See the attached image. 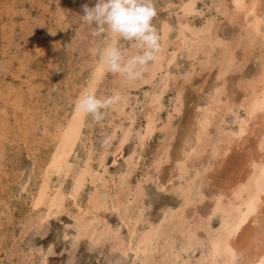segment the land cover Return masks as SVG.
<instances>
[{"label":"rangeland","instance_id":"1","mask_svg":"<svg viewBox=\"0 0 264 264\" xmlns=\"http://www.w3.org/2000/svg\"><path fill=\"white\" fill-rule=\"evenodd\" d=\"M185 1L187 0H154L156 14L152 23L157 34H159V47L162 44V25L164 23L168 24L170 30L165 42L169 54L180 41V24L188 23L192 28L199 29L207 22L212 21L215 24V36L225 42H228V40L230 42L238 34L239 30L237 31V29L239 27L238 25L236 26L237 23L235 21L232 23V20L231 22L228 21L224 15L219 14L217 11L218 8H222L223 6L230 9V0H197L194 5V12L183 15L181 13V6ZM95 2L96 0H59L58 5L56 0H0V123H6L2 125L5 129H0V264H140L139 259L134 257L135 255L132 251L130 253V251H124V249L120 250V247L115 248L116 240H113L115 238L110 234L111 237L103 235L100 238L101 240L98 239L99 242L97 241V244L94 238L91 239L88 236L76 238L77 227L73 221V215H76L78 213L77 209L81 207L83 211L85 210V213L88 212V214L102 220L105 228L107 225L113 233L116 232L117 237L124 244L129 243V240L132 244L134 242L133 248H135L134 245L137 237L143 232L151 230V228L161 229L157 230V235L159 236H164L170 232L171 238L164 245H162L163 243H161L162 241L158 237L150 243V247L147 250L152 258V262L149 264H175L173 259V255L175 254H179L182 260L186 262L185 264H195L201 258L200 255L205 249V245H198L183 252L178 235L167 229L170 228L167 225L168 222H162L164 218L170 216L169 211L171 214L175 213L182 204L180 194L176 190L177 186L183 185L185 183L184 179L188 180L189 177L192 178L193 173H195L193 170L196 167V171L200 173L197 180L201 181L200 179H202L199 191L204 195V199L203 203L201 202L202 204L192 202L185 208L187 219H190L189 221L191 222L194 217H197V214L203 216L207 213L211 205L209 203L211 202V196L209 195L213 194L215 189L224 185V182H231L237 176L236 172L242 171L240 168L242 160L249 153L251 155L259 153L254 147L256 140L254 133L259 128V120H255L254 122L257 125L251 126V130L254 133L250 132V135L248 132H245L242 138L236 140V144H240L239 146L232 144L230 150L222 157L216 156L212 158L208 155L210 151L207 150L204 152L205 154L200 155V159L199 156H196L198 157L195 158L196 160L193 159L194 157H190L187 162L190 167L189 172L183 177H178L176 169L177 161L183 160L181 157H184L185 153H191L190 151L193 148L194 133L192 131L196 129L193 124L196 122L197 106L204 107V104L207 105L210 102V96H212L215 86L221 84L220 79H215L217 72L215 56L220 51V47L215 44L211 51L212 65L208 67L202 66L205 56L201 52L191 55L186 49L180 48L173 55L174 61L172 59L168 68L158 72L153 79H150L151 81L148 80V83L144 82V84H140V78L130 82L120 76L104 71L105 73L103 72L98 81V86H96L94 93L98 96L112 95L113 91L118 90L117 87H119V82H121L122 78V84L124 83V88L126 87L120 92L122 97L119 102L120 104L123 103L121 104L123 107L122 113L120 116H115L116 109L114 108V104L107 110H103L102 117L99 120L94 119L89 114H85V126L83 125L80 139L72 150L73 155L71 153L72 156L70 155L68 158V164L73 170L83 166H79V164H84L86 161L88 163L91 162V166L89 165L93 174L91 176H94V179L96 178L97 180L100 178V175L103 178H100L99 184H97L98 182L95 184L102 189V193L105 195L106 208H101V211L95 212L96 214L89 212L91 204L89 203L90 195L88 194H91L94 190V185L90 182V179H86L79 189L75 202L71 200L70 196H67L72 186L71 172L70 174L68 172V178L66 175L65 177L60 176L61 178L59 179V176H56L57 174H53L51 177L53 189L60 184L59 182L62 183L61 189L65 194V198L62 203L61 212L58 211L48 217H41L44 212L43 205L35 208L32 206V199L38 180H40L42 171L48 163V158L51 156L55 146L53 142L51 143L48 140L47 135L52 136L57 122L64 121L70 117L73 102L69 101V99L75 97L74 91H78V89L88 82L87 80H89L92 74L94 64L99 60L98 54L94 50L102 48L105 43L106 38L104 36H93L91 34V27L80 19V16L84 14L83 5L88 4L89 7H93ZM259 7L260 9L263 7L264 9V0H260ZM56 17L59 18L57 19ZM187 33L185 31L183 34ZM239 50H235L238 59L240 56ZM257 54L258 52L255 51L254 55L250 56L249 62L240 69L241 72L238 70L237 72L232 71L225 74L224 84L226 93L224 92L221 99L231 101L230 103L234 105V108L240 102V98L243 97V94H241L242 90L237 86L238 82L240 83L243 79H250V77L256 74L257 69H259ZM200 56L203 58H200ZM201 66L202 69H200ZM163 74L168 77L166 82V87H168H165V90H161V86H163L161 76ZM184 75L190 76L189 79L184 80ZM126 84L129 86H125ZM159 91L163 92L160 93ZM153 92L160 93L161 95V109L155 113L152 135L150 134L143 141L140 138L138 140L139 131L142 134L146 124L144 114L149 110V106H147L148 99L145 98H149ZM177 93L180 95L179 99L182 98L180 102L183 100L180 104H183L182 107L176 101ZM175 106L180 107V114L174 110ZM235 111L236 109L232 112H225L227 114L221 112L223 113L220 114L223 118V122L220 125L221 130L232 131L237 129V121L245 117V114L242 110H239L237 113ZM169 118H171V121L170 125L167 126L166 122ZM215 124V121H213L212 125L208 126L207 132L213 134ZM115 126L117 128L114 129ZM12 129L18 134L14 131L12 132ZM127 130L129 131V135L124 143L125 145H123L120 153H114L122 132ZM137 132L138 134H136ZM4 136L7 137L4 138ZM12 137H15V139ZM107 142L109 143L107 144ZM104 147L107 149L104 163L97 165V154ZM185 150L187 151L185 152ZM126 159H131L132 166L130 168L127 167ZM157 160H160L161 163L155 167ZM200 163L202 164V168ZM203 165L209 169L202 172ZM193 166L195 167L193 168ZM215 173L218 174L216 175ZM102 174L105 175L103 176ZM122 175H124L126 183L123 186H119V179ZM56 177L58 178L57 182ZM113 182L117 184L115 185ZM100 183H103L105 186H102ZM112 187L116 188L112 190ZM134 188L140 191L141 194L139 196L132 197ZM106 192L109 193V196ZM110 196L112 197L111 199ZM191 196L193 197V194ZM113 197L116 198L115 202L119 198H122V201L119 199L120 202L125 207L128 206V209L125 211L127 217L129 218L130 216L131 220L133 218L136 221L133 227L134 234L131 237L126 219L125 221L124 218L120 219V212L112 208L111 200L115 203ZM126 214L121 216L125 217ZM99 220L92 223L96 232L105 229L103 227L104 224ZM211 224L214 229L218 226L217 216L212 217ZM250 226H253V223ZM162 228H164L165 233ZM198 234L202 236L200 231ZM167 243H171L169 247L166 246ZM167 250L170 254L166 252ZM163 257H166L165 260L163 259L164 262L166 261L165 263L160 260ZM168 259L171 261H168ZM178 260L177 263L180 261Z\"/></svg>","mask_w":264,"mask_h":264},{"label":"bare ground","instance_id":"2","mask_svg":"<svg viewBox=\"0 0 264 264\" xmlns=\"http://www.w3.org/2000/svg\"><path fill=\"white\" fill-rule=\"evenodd\" d=\"M196 1L197 0H187V1H185L182 4V6H181V13L183 15H187V14H190V13L194 12V5H195ZM230 3H231L230 9H227L226 6L220 5V6H223V7L222 8H218L217 11H218L219 14L224 15L225 18L228 21L231 22V20H232V23H233V21H235V23H237L236 26L238 25V27H239V29H237V31L238 30L239 31L237 32L238 34H236V36L233 38V40H231L230 42H229V40H228V42H225V41H222L221 38H218L217 36H215V34H214L215 24L212 21L207 22L203 27H201L199 29L192 28L190 26V24H188V23L180 24V26H179V28H180V32H179L180 41L176 44V46L174 45L175 49H173V51L169 54L168 51H167V48H166L167 44H166L165 40L168 37L170 29H169L168 24L164 23L162 25V29H161V41H162L161 43L162 44H161V47H159L160 50L157 53V58L150 65L149 70L145 73V75L143 77H140L141 81L139 80L140 84H142V83L144 84V82H147L148 80L153 79L154 76L158 72H161V71L165 70L166 68H168V66L171 63L172 59L174 61L173 55L180 48L181 49L182 48L186 49L191 55L192 54H196L198 52H201L205 56V60H204V62H202L203 63L202 66L208 67V66L212 65L211 64V60H212L211 59V53H212L211 51L213 50L214 44L217 45L218 47H220L219 53H217V55L215 56V65L217 66V72H216V78L215 79H220L221 80L220 81L221 84L215 86V89H214V91L212 93V96H210L211 99L208 98V99H210V102L207 105L204 104L205 105L204 107L197 106V116L195 118L196 122L194 121L195 123L193 124L194 128L196 127V129H194V130L192 129L193 130L192 133H194L193 148L190 151L191 153H185L184 157H181L183 160L177 161V168L176 169H177V172H178V177H183L189 172V168L190 167H189L187 162L190 159V157H192V158L194 157L193 159L196 160L195 158H198L196 156H199V159H200L201 158L200 155H202L206 150L210 151V153L208 155H210L212 158H215L216 156L217 157L218 156L222 157L223 155L226 154V152L228 150H230V146L232 144L239 146L240 144H236V140L242 138V136L245 134V132L246 133L248 132L250 135H251V133L253 134L254 132H252L251 126L257 125V123H255L254 121L255 120H259V122H258L259 128L257 127L258 129L254 133V135L256 136L255 137L256 140H255V146L254 147L256 148L255 150H257L259 153L257 155H251L249 153L242 160V166L240 167L242 171L241 172L240 171L236 172L237 176L234 177L232 179V181L229 180L231 182H226V183L224 182V185H222L223 184L222 183L221 184L222 186L220 188L215 189V192L213 194L209 195V196H211L210 197L211 202H209V203H211V205L209 206L208 211H207V213L205 215L202 216V215H198L197 214L196 215L197 217L196 218L194 217L193 221L190 222L189 221L190 219L189 220L187 219V215H186V211H185V208L190 203H192V202L201 203L203 201V199H204V195L199 191V187H200V184H201L200 182L202 181V179H200L201 181L197 180L198 174H200V173L196 171L197 169H196L195 166H193V168L195 167L194 168L195 170H193V171H195V173H193L194 174L193 177L192 178L189 177L188 180L184 179L185 183L183 185H178L177 188L175 187L176 190L180 194V197L182 199V204H181V206L178 205L180 208L175 213L171 214V212L169 211L170 216L167 217V218H164L163 221L161 219V221L163 223L164 222L165 223L168 222L167 225H169L170 228H167V229H169V231H172L173 233H175V235H178V237L180 238V241H181V245H182L181 250L183 252H185L187 250H190V249H192V248H194V247H196L198 245H205V249L202 251V253L200 255L201 258L200 259L198 258L199 260L195 264H238V261H240L242 259L243 260H247L249 262V264H261V261L264 260V249H261L259 244H258V236H259V234L262 231H264V206H263L264 205V9H263V7H262V9H260V7H259L260 0H230ZM189 16H191V15H189ZM192 26H193V23H192ZM185 31H187L188 33L187 34H183ZM236 49H240L238 51V53H240L239 59L236 57V54H235V50ZM255 51L258 52L257 59L259 60V67H258L259 69H257L258 71H256V74L254 73L255 75L250 77V79H247V80L243 79V80H241L240 83L238 82L237 86L242 90L241 94H243L242 95L243 97L240 98V100H239L240 102L238 101L239 103L238 104L236 103L237 104L236 108H234V105H231V103H230L231 101L221 99L222 98L221 96L224 94V92L226 93L225 84H224L225 83V81H224L225 74L228 73V72L230 73L232 71H236L237 72L238 70H239V72H241L240 69H242V67L247 62H249L250 56L254 55ZM201 57L202 56H200V58ZM196 64H197V62H196ZM94 65H95L94 69L92 71V74H91L89 80H87L88 82L86 83V85H84L83 87L78 89V91L77 90L74 91L75 97H73L72 99L68 98L69 101L73 102V107H71L72 110H71L70 117L66 118L64 121L61 120V121L57 122L56 127L54 128V132L53 133L51 132L52 136H50L49 134L47 135L48 136L47 137L48 140L51 141V143L53 142L55 146H54V150L51 149V150H53V152H52L51 156H49V158H48L49 161L46 164L45 168L43 169L42 175L40 174L41 175L40 176V180L37 179L38 183H37V187L35 188L36 191H35L34 197L32 199V206H34V208L38 207L40 205H43L44 212L42 214L43 216L40 214L41 217H48L49 215H53V214L57 213L58 211H60V212L62 211L61 207H62L63 200L65 198V194L63 193V191L61 189V184H62L61 182H59L60 184H58V185L56 184L57 186H56L55 189L52 188L51 177L53 176V174H57L56 176H59V179H60L61 178L60 176H64L65 177L67 175V178H68V175L70 174V172L72 173V175H71L72 176L71 177L72 178V182H71L72 186L70 188L71 190H70L69 194H67L68 192L66 194H67V196H70V198H72L71 200H73L74 202L76 201V194L78 193L79 189L82 187L83 183L86 181V179H90V182L94 185L93 186L94 190H93V192L91 194H88V195H90L89 196V203L91 204V206H90L91 210L89 212L90 213H95L98 210L101 211L100 210L101 208H106L105 207L106 206V204H105V195L102 193V189H100L95 184L96 182H98L97 184H99V180L102 177H101V175L99 176V174H98V176L100 178H98V180H97L96 178L94 179V176H91L92 173H91V170L89 168V165H90L91 162L88 163V161H86L84 164H79V166L80 165H83V166L79 167V168H76V169H73V170L71 169V166L68 164V158L70 157L75 144L80 139L81 129L83 128L84 117H85V114L80 112L79 110H77V108L75 107L76 98L83 91L90 90V91L94 92L96 86H98V84H97L98 81L100 80L101 76L103 75V72L106 71L99 60ZM202 66H201L200 69H202ZM163 76H161V79L163 81V82L161 81L162 84H163V86H161L162 88L160 87L161 90L162 89L165 90V87H166V84H167L166 82L168 80L167 75L165 76L163 74ZM189 77L190 76H187V75L185 76L184 75V80H188ZM115 79L117 80V78H115ZM122 80L123 79L121 78V82H119V87H117L118 90L113 91V93H116V92L120 93L123 90V88H124L123 84L124 83L122 84ZM169 80H171V79L169 78ZM117 81H119V80H117ZM130 82H132V81H130ZM169 82H171V81H169ZM181 83H182V80H181ZM113 85H115V84L113 83ZM125 86H129V85L126 84ZM158 87H159V85H158ZM162 92L163 91H161L160 93H162ZM160 93L153 92L152 95L149 96V98H145V99H148L147 106H149V110L146 111L145 114H144V117H145L144 119H146V124H145V127H144V130H143L142 134H140V131H139V136L137 135L138 136V140L140 138L143 141V139L148 137L154 130V116H155V113L157 111L159 112L160 109H161V101H160L161 95H160ZM179 96L180 95L177 93L176 101H177L178 105L182 107L183 104L182 105H180V104L183 102V100H182V102H180L182 98L180 97L181 99H179ZM121 97H122V95H121ZM17 100H19V99H17ZM222 100H224V101H222ZM61 101H62V99H61ZM17 102L19 103V101H17ZM162 102H164V101H162ZM121 104H123V103H121ZM121 104L118 101L114 105V108L116 109V115L115 116H120V114L122 113L123 107L121 106ZM15 107L17 108V106H15ZM179 108L180 107L175 106L174 110L178 111V113L180 114ZM232 109L233 110L236 109V111H235L236 113L239 110H242L244 112V114H245V117H243V118H241V119H239L237 121V125H236L237 129L236 130H232V131L231 130H228V131L221 130L220 129V125L223 122V118L220 116V114H223V113H225L227 111H231L232 112L233 111ZM24 112H26V111H24ZM194 112H196V111H194ZM221 112H223V113H221ZM225 114H227V113H225ZM22 117H24V116H22ZM27 119L29 120V118H27ZM30 120H31V118H30ZM1 121H3V120H1ZM170 121H171V118H169L167 120V122H166L167 126L170 125ZM213 121H215V123H216L215 124V131H214L215 134L213 133L214 135L209 133V132H207L208 131L207 130L208 126L212 125ZM18 122H21V121H18ZM30 122H32V121H30ZM3 124H4V122H3ZM3 124L0 123V129L1 130L5 129V127H2ZM7 124H8V122H7ZM24 124H26V123H24ZM233 124H236V123H233ZM35 126H36V124H35ZM7 127H8V125H7ZM2 128H4V129H2ZM12 128H13V126H12ZM49 128H51V127H49ZM52 128H53V126H52ZM115 128H117V126H115L114 129ZM164 128H165V126H164ZM16 130H18V129H16ZM29 130H31V128H29ZM128 130L125 131V132H122V136H120L121 138L118 141V145H117L114 153L117 154V153L121 152L122 147H123V145H125L124 143L126 142V140L128 138V135H129V131ZM10 131H11V129H10ZM13 131L14 130L12 129V132ZM5 132H7V131H5ZM46 132H47V130H46ZM114 132H115V130H114ZM44 133H43V135H44ZM16 134H18V133H16ZM136 134H138V132ZM210 134L213 135V136H211ZM171 135H172V133H171ZM5 137H7V136H4V138ZM13 139H15V137ZM44 139H46V138H44ZM24 141H25V139H24ZM47 143H49V142H47ZM108 143L109 142H107V144ZM44 147H45V145H44ZM187 150H185V152ZM106 151H107V149H105V147H104L97 154V159H98L97 165L98 164L100 165V164L104 163ZM257 151H255V152H257ZM88 154H89V152H88ZM72 155H73V153H72ZM86 158H88V157H86ZM90 158H92V157H90ZM209 159H211V158H209ZM159 163H161L160 160L159 161L157 160V163L156 164L154 163L155 167L159 166L160 165ZM211 163H212V161H211ZM127 164H128L127 167H129V168H130V166H132L131 159L127 160ZM202 164H201V168H202ZM70 169H71V171H69ZM206 169H209V168L205 167L203 165L202 172H204ZM122 170H123V168H122ZM68 172H69V174H68ZM145 174H147V173H145ZM102 175L104 176L105 174H102ZM95 177H97V176H95ZM145 177H147V176H145ZM56 179H57L56 180V182H57L58 178L56 177ZM119 180H120L119 181L120 182L119 186L125 185L126 182L124 181L125 180L124 175H122ZM144 181H142V182H144ZM103 183H106V182H103ZM103 183L102 184L100 183V184L102 186H105V185H103ZM111 183H112V181H111ZM113 184H115V183L113 182ZM137 187H139V186H137ZM113 188H116V187H112V190H113ZM129 189H130V187H129ZM117 192H118V190H117ZM132 192H134L132 194L133 195L132 197H136V196H139V194H141L140 191L137 190V188H134ZM113 193H115V192L113 191ZM108 194L109 193H107V195ZM191 194H193V197L191 196ZM126 195L128 196L127 193H126ZM66 198H68V197H66ZM111 198L112 197L110 196V199ZM113 199H114V202H115L116 198L113 197ZM119 199L115 203H113V200H111L112 201V205H113V207L112 206L111 207L114 208L115 210H117L118 212H120L121 215L126 214L125 211H126V209H128L127 208L128 206L125 207V205L120 202V200L122 201V198L120 200ZM207 199H208V197H207ZM111 201H110V203H111ZM132 201H134V200H132ZM29 202H30V200H29ZM107 205H108V203H107ZM73 206H74V204H73ZM108 207H109V205H108ZM111 207H110V209H111ZM76 208H78V207H76ZM81 208H78L77 209L78 213L76 215H73L74 216L73 221L75 222V226L77 227V234L75 236L76 238H80L82 236L83 237L88 236L91 239L94 238L96 240V244H97L99 242L98 239L101 240L100 238L103 237V235L106 236V235L110 234L111 236H113V238H115L113 240H116L115 243H116L117 247L114 246L115 244L113 246L115 248L120 247L121 248L120 250L124 249V251H130V253L132 251L134 253V255H135L134 257L135 258L137 257V259H139V263L140 264H149V263L152 262V258L148 254L147 248L150 247L149 245H150V243L152 242L153 239L158 237L162 241L161 242V243H163L162 245H164V243L169 241L170 240L169 238H171V236L169 235L170 232H169V234L166 232L167 234L164 235V236H162L160 234L162 236L161 237V236L157 235V232L159 230H161V229L158 230V228L157 229L151 228V230L148 229L149 231L143 232L139 237H137V240H136L135 245H134L135 248H133L132 245L134 244V242L132 244L131 241L129 240V243L124 244L122 242V240L117 237V233L116 232L113 233V231L110 228H108L107 225H106V228H105V224L103 223L102 220H99V218L97 219V217L94 216V215L92 216L91 214H88V212L85 213V210L83 211ZM115 210H114V212H115ZM192 210H194V209H192ZM86 211H88V210H86ZM138 213H140V211H138ZM88 215H90L91 217L90 216L88 217ZM101 215H103V214H101ZM121 215H120V219L124 218V221L126 219L127 225L130 228L129 234H130V237H131L132 234H134L133 227H134L136 221H134L135 219H133V218H132V220H133L132 221L130 219V216L128 218L127 214L125 215V217H122ZM213 216H217L218 217V226L215 229L212 227V224H211V220H212ZM101 217H103V216H101ZM137 217H138V215H137ZM3 218H4V216H3ZM98 220L100 222L102 221L101 223L104 224L103 227L105 229H102V231L96 232V230L94 229V226H93L92 223L95 222V221L98 222ZM126 222H124V223H126ZM251 223H253V226H250ZM166 226H164V227H166ZM163 229L164 228H162V230ZM74 230H76V229H74ZM199 231H200V233H202V236H200L198 234ZM127 232H128V230H127ZM164 233H165V231H164ZM135 235H136V233H135ZM169 244H171V243H169ZM169 244L167 243L166 246L169 247ZM171 246L173 247V245H171ZM165 249H166V247H165ZM166 252H169V251L167 250ZM242 253H244L243 256L241 255ZM169 254H170V252H169ZM173 256H174L173 259H174L175 264H185L186 263V262H184L182 260V258L180 257L179 254H175ZM163 259L165 260L166 257L165 258L163 257L160 260L163 261ZM169 260L170 259H168V261ZM177 260L180 263L179 262L177 263ZM165 262L163 261V263H165Z\"/></svg>","mask_w":264,"mask_h":264},{"label":"clouds","instance_id":"3","mask_svg":"<svg viewBox=\"0 0 264 264\" xmlns=\"http://www.w3.org/2000/svg\"><path fill=\"white\" fill-rule=\"evenodd\" d=\"M83 13L80 19L91 27V34L106 38L103 47L94 51L108 73L133 81L149 70L159 52V36L152 23L154 0H96L93 7L84 4ZM120 99L119 92L98 96L86 90L76 98L75 107L99 120L103 110Z\"/></svg>","mask_w":264,"mask_h":264},{"label":"snow or ice","instance_id":"4","mask_svg":"<svg viewBox=\"0 0 264 264\" xmlns=\"http://www.w3.org/2000/svg\"><path fill=\"white\" fill-rule=\"evenodd\" d=\"M258 244L261 249H264V231H262L258 236ZM241 255L243 256L244 253H242ZM238 264H249V262L247 260L242 259L238 261ZM261 264H264V260L261 261Z\"/></svg>","mask_w":264,"mask_h":264}]
</instances>
